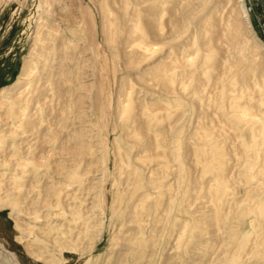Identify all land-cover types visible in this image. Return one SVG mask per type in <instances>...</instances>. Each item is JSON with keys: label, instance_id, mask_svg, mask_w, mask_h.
Returning a JSON list of instances; mask_svg holds the SVG:
<instances>
[{"label": "rangeland", "instance_id": "rangeland-1", "mask_svg": "<svg viewBox=\"0 0 264 264\" xmlns=\"http://www.w3.org/2000/svg\"><path fill=\"white\" fill-rule=\"evenodd\" d=\"M138 1L0 0V264H219L231 248L222 219L212 218L210 177L202 173V152L194 144L193 102L170 120L162 112L155 130L146 117L149 107L167 103L151 73L168 51L139 63L126 49ZM201 1L192 3L200 8ZM216 3L201 14L214 25L211 45L209 36L199 45L226 56L221 20L235 8L246 12L240 15L241 32L259 48L261 79V3L227 0L215 9ZM182 52L176 48L177 57ZM221 73L209 70L214 79ZM129 94L133 106L125 117ZM174 139L181 142L179 159ZM146 151L167 158V175L158 160L136 162ZM26 159L33 166L22 175L16 164ZM151 172L167 178L162 196L149 191V215L140 205ZM15 175L22 179L15 181ZM234 187L235 198H242L240 186ZM191 219L199 229L179 249L183 225ZM28 225L46 247L27 239ZM136 237L144 238L141 246L132 244ZM244 263L262 264L250 255Z\"/></svg>", "mask_w": 264, "mask_h": 264}, {"label": "bare ground", "instance_id": "bare-ground-1", "mask_svg": "<svg viewBox=\"0 0 264 264\" xmlns=\"http://www.w3.org/2000/svg\"><path fill=\"white\" fill-rule=\"evenodd\" d=\"M225 1L202 0L201 7L197 8L193 0H139L126 49L139 63L168 51L167 60L151 73V81L162 88L167 102L160 101V104L147 109L149 113L146 117L153 122L152 130L157 129L162 112L170 120L177 110L184 111V107L189 108L190 102H193L191 109L193 114L197 112L198 120L193 128L197 141L194 144L196 153L202 152L199 156L204 162L202 173L210 177L207 192L213 202L212 218L215 223L222 219V224L228 230L227 240L231 247L218 260L219 264H243L244 257L248 255L264 264V75L258 80L257 71L263 69L258 59L259 48L251 47L241 32L240 15L246 12L240 13L235 8L226 19L223 14V19L219 17L225 22L223 36L227 38L226 56L221 57L214 48L203 51L199 45L207 36L211 45V31L214 28L213 24H206L207 20L203 22V10L215 2H218L215 9H219ZM176 46L183 49L181 57L176 56ZM192 48L195 49L194 56L189 54ZM212 68H221L222 73L218 78L214 79L209 74ZM132 100L129 94L123 112L125 117L132 109ZM179 139H174L178 146L176 159L180 157ZM135 140L139 143L143 139L136 136ZM157 160L164 175H167L171 167L167 158L159 153L150 156L146 151L136 162L144 164ZM16 166L22 169L23 175L29 172L28 167L33 166V162L26 159L18 161ZM35 169L33 167L34 172ZM231 169L236 170L235 176L228 175ZM153 173L150 175L149 188L146 189L148 193L140 205L146 214L152 209L151 202H148L152 197L149 191H155L156 198L162 196L159 188L167 178ZM185 176L182 166V181ZM21 179L14 176L15 181ZM235 184L243 191L240 199L235 198ZM225 204L228 207L225 208ZM53 211L59 212L57 208H53ZM74 213L79 215L75 210ZM58 216L64 214L59 212ZM39 219L37 217L35 221ZM246 223L250 229L244 232L240 226ZM198 226L200 224L196 219L184 223L177 242L179 249L186 245L189 232L190 240L194 237ZM25 232L30 242L45 243L35 234V227L28 225ZM138 234L144 235L142 231ZM141 242L143 244L144 238L136 237L132 244L141 246Z\"/></svg>", "mask_w": 264, "mask_h": 264}, {"label": "water", "instance_id": "water-1", "mask_svg": "<svg viewBox=\"0 0 264 264\" xmlns=\"http://www.w3.org/2000/svg\"><path fill=\"white\" fill-rule=\"evenodd\" d=\"M259 2L261 3V6H262V8L264 10V0H259Z\"/></svg>", "mask_w": 264, "mask_h": 264}]
</instances>
